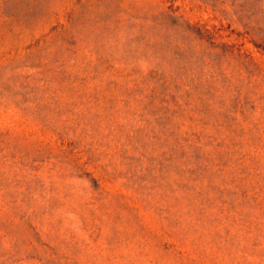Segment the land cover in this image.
<instances>
[{"label":"rangeland","instance_id":"374dc122","mask_svg":"<svg viewBox=\"0 0 264 264\" xmlns=\"http://www.w3.org/2000/svg\"><path fill=\"white\" fill-rule=\"evenodd\" d=\"M0 264H264V0H0Z\"/></svg>","mask_w":264,"mask_h":264}]
</instances>
